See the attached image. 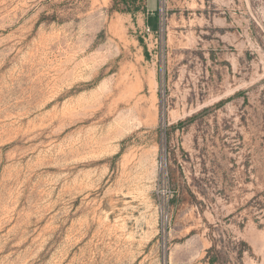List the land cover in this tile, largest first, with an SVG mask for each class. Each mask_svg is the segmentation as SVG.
<instances>
[{"label":"rangeland","instance_id":"rangeland-1","mask_svg":"<svg viewBox=\"0 0 264 264\" xmlns=\"http://www.w3.org/2000/svg\"><path fill=\"white\" fill-rule=\"evenodd\" d=\"M146 3L0 0V264H264V0Z\"/></svg>","mask_w":264,"mask_h":264},{"label":"crops","instance_id":"crops-1","mask_svg":"<svg viewBox=\"0 0 264 264\" xmlns=\"http://www.w3.org/2000/svg\"><path fill=\"white\" fill-rule=\"evenodd\" d=\"M143 8V7H142ZM159 0H157V5L154 6L153 5H150L149 3V0H147V3H146V8H145V15H146V18L150 20V15H152V13H157L159 14V12H157V10L159 9Z\"/></svg>","mask_w":264,"mask_h":264},{"label":"built area","instance_id":"built-area-1","mask_svg":"<svg viewBox=\"0 0 264 264\" xmlns=\"http://www.w3.org/2000/svg\"><path fill=\"white\" fill-rule=\"evenodd\" d=\"M159 2H160V0H159ZM159 11H161V8H159ZM146 31H150V28L147 27V28H146Z\"/></svg>","mask_w":264,"mask_h":264}]
</instances>
